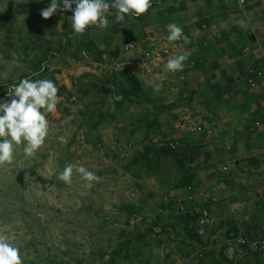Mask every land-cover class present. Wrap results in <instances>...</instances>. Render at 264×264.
Instances as JSON below:
<instances>
[{"label":"rangeland","instance_id":"rangeland-1","mask_svg":"<svg viewBox=\"0 0 264 264\" xmlns=\"http://www.w3.org/2000/svg\"><path fill=\"white\" fill-rule=\"evenodd\" d=\"M246 1L250 24L224 0H152L147 13L123 21L110 9L109 26H90L86 46L56 42L59 60L45 75L24 64L31 47H0V99L30 75L51 79L61 98L37 153L26 157L22 144L0 165V235L24 264H264L252 245L264 241V105L242 52L255 49V37L264 43V0ZM9 2L10 39L31 40L32 13L16 22L12 14L23 11ZM203 19L202 48L187 50L202 60L185 66L187 81L157 91L125 67L109 68L125 43L143 47L169 23ZM83 47L92 70L78 76L70 70ZM63 69L60 81L54 74ZM67 164L99 182L87 187L74 170L72 184L63 183L57 175Z\"/></svg>","mask_w":264,"mask_h":264},{"label":"clouds","instance_id":"clouds-1","mask_svg":"<svg viewBox=\"0 0 264 264\" xmlns=\"http://www.w3.org/2000/svg\"><path fill=\"white\" fill-rule=\"evenodd\" d=\"M151 7L152 0H51L40 15L48 19L58 10L70 11L72 15L68 18L71 28L75 34L82 35L90 26L106 29L109 26L108 16L113 14L110 9L115 10L117 21H123L127 16L138 17L147 13ZM167 31L169 43L188 42L183 28L177 23L167 24ZM189 56L187 51L172 56L167 60L165 71L182 72ZM160 87L156 83L154 90L158 91ZM58 91L51 79L25 78L13 86L10 100L0 99V165L12 163L18 155L17 147L22 144L26 157H33L44 145L50 131L47 117L57 111V105L61 102ZM74 170L87 182V187H91L93 181L100 180L94 172L73 164H67L57 175V179L71 185ZM0 264H24L20 248L4 235H0Z\"/></svg>","mask_w":264,"mask_h":264},{"label":"built area","instance_id":"built-area-1","mask_svg":"<svg viewBox=\"0 0 264 264\" xmlns=\"http://www.w3.org/2000/svg\"><path fill=\"white\" fill-rule=\"evenodd\" d=\"M229 3L231 0H224ZM236 3L239 16L249 22L248 5L246 0H233ZM251 26V25H250ZM207 28L206 25L203 29ZM252 30L254 28L252 27ZM168 34L154 35L147 38L145 45L139 46L135 42L125 43L121 47V57L118 61L108 64L110 69L120 68L131 70L140 82L159 83L160 85L177 86L179 82H185L188 79L187 72L169 73L165 71L167 60L172 56L184 53L190 46L195 44L199 37V33L191 34L188 42L176 41L169 43L167 41ZM255 42V49L249 46L243 48V55L248 59V77L251 88H257L262 96L264 105V43L258 37ZM82 62H76L74 69L75 75H87L91 70V62L86 51H82ZM117 70V69H116ZM186 119L183 125H186ZM259 171L264 174V157L259 162ZM206 218L200 219L199 232H204ZM255 249L264 250V241L256 239L252 243Z\"/></svg>","mask_w":264,"mask_h":264},{"label":"crops","instance_id":"crops-1","mask_svg":"<svg viewBox=\"0 0 264 264\" xmlns=\"http://www.w3.org/2000/svg\"><path fill=\"white\" fill-rule=\"evenodd\" d=\"M45 1L46 0H33V1L19 0L18 8L22 9L23 12L21 13L19 12V14L17 13L12 14L14 16L13 20H16V22L22 23V21H24L25 19L27 23V20H29V18L27 17V13L29 14V12H31L33 17L29 21L32 22V20H34L36 22L34 25V30H31V32L34 34V38H32L31 40H27L25 38L24 40L22 36H19L17 39L12 40L10 39L11 37L10 28L7 27L9 24V17L11 16V13H9L8 10L9 8H11V5H10L9 0H0V47H2L3 44L12 43L10 41H16L15 42L16 46H26L25 48H27L28 46L31 47L30 53L28 54L29 56H26V60L24 64L26 65L31 64L32 71L34 70V67L37 66V69H38L36 71L37 73H34L33 76L37 74H41V73H44L43 75L50 74V72L53 71L54 68H51V67L55 66V64L59 60V59H56V57L59 56L58 49H60L59 44L58 46L56 44L58 40L61 41L63 38V40L68 44V45L64 44L63 46H65V48H67L68 51H73L74 50L73 47L71 49L69 45L71 44L72 46H74V43L78 41L77 43L83 44V46H86L87 44L86 39L88 37V32H89L88 28L86 29L85 33L82 35L75 34L73 32L71 28V22L68 18L72 15V12L70 11L61 12L60 10H58L52 17L48 19L42 18L40 15L41 10L49 6V4H45ZM232 1L233 0H231L229 3L225 2V5L228 7L231 6L232 3H235V1L233 2ZM204 25L207 26L208 24H206V22L203 19V20L193 21V22L187 23L186 25L182 26L183 32L186 36H189L192 33V31L200 34L199 35L200 38L195 44V45L198 44V49L202 48V45L204 43L203 40L204 39L206 40L205 38L206 32H208L207 30H209V28L203 29ZM212 27L214 30L213 34L216 36V40L214 43L217 45V47H220L223 45L222 44L223 41L221 40V36L217 34L218 28H216L215 26H212ZM211 33H212V30H211ZM56 46L58 47V49L55 48ZM82 49L87 52V49L85 47H83ZM190 59H193V60H190ZM200 60L202 59H200V57L198 56H194L193 58L189 56V59L185 62V66H188L190 61H194V62L198 61L199 63ZM75 64H76V61L72 60V69L70 70L71 73L73 71V67L75 66ZM184 68H185L184 71L187 72V76L190 78L191 71H193L192 68L191 69L189 67H184ZM65 74L66 73L63 69L62 75L57 72L56 74H54V76L60 81H62V77H67L65 76ZM33 76L30 75L28 78L31 79V77ZM39 77H40L39 79H46V76L40 75ZM212 78L215 79V76H213Z\"/></svg>","mask_w":264,"mask_h":264}]
</instances>
